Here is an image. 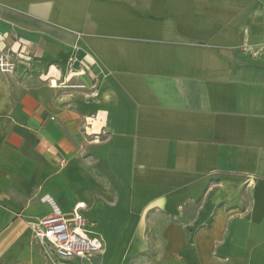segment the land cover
Returning a JSON list of instances; mask_svg holds the SVG:
<instances>
[{
  "label": "crops",
  "instance_id": "0c3cea01",
  "mask_svg": "<svg viewBox=\"0 0 264 264\" xmlns=\"http://www.w3.org/2000/svg\"><path fill=\"white\" fill-rule=\"evenodd\" d=\"M0 50V264L78 204L82 264H264V0H0Z\"/></svg>",
  "mask_w": 264,
  "mask_h": 264
},
{
  "label": "built area",
  "instance_id": "2783aa9c",
  "mask_svg": "<svg viewBox=\"0 0 264 264\" xmlns=\"http://www.w3.org/2000/svg\"><path fill=\"white\" fill-rule=\"evenodd\" d=\"M17 55L11 50H0V72L13 71ZM77 76L83 78L84 70L78 71ZM51 85L56 87L55 82ZM59 85L66 86V83ZM82 208L80 204L74 206L69 218L56 212L31 224L33 236L50 247L56 264L90 259L103 249V239L91 229Z\"/></svg>",
  "mask_w": 264,
  "mask_h": 264
},
{
  "label": "rangeland",
  "instance_id": "374dc122",
  "mask_svg": "<svg viewBox=\"0 0 264 264\" xmlns=\"http://www.w3.org/2000/svg\"><path fill=\"white\" fill-rule=\"evenodd\" d=\"M92 260H90V261H86L85 260V261H79V262H71L70 264H82V263H85V262H93Z\"/></svg>",
  "mask_w": 264,
  "mask_h": 264
}]
</instances>
